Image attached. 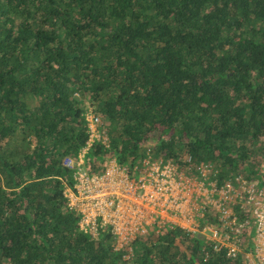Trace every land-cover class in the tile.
<instances>
[{"label": "trees", "instance_id": "1", "mask_svg": "<svg viewBox=\"0 0 264 264\" xmlns=\"http://www.w3.org/2000/svg\"><path fill=\"white\" fill-rule=\"evenodd\" d=\"M89 109L110 141L94 172L264 173V0H0V264H243L179 227L137 237L129 260L78 231L63 161Z\"/></svg>", "mask_w": 264, "mask_h": 264}, {"label": "built area", "instance_id": "2", "mask_svg": "<svg viewBox=\"0 0 264 264\" xmlns=\"http://www.w3.org/2000/svg\"><path fill=\"white\" fill-rule=\"evenodd\" d=\"M85 121L83 147L63 161L73 173V186L66 185L63 196L78 216L80 233L91 238L109 234L113 251L129 260L137 237H158L179 227L205 238L210 249L205 258L223 253L228 260L240 256L243 264H264V173L230 175L219 186L211 165L196 168L195 176L173 160L152 158L131 170L108 158L103 170L94 172L87 168L89 155L96 145L109 149L110 141L106 123L91 109ZM206 214L215 222H205Z\"/></svg>", "mask_w": 264, "mask_h": 264}, {"label": "rangeland", "instance_id": "3", "mask_svg": "<svg viewBox=\"0 0 264 264\" xmlns=\"http://www.w3.org/2000/svg\"><path fill=\"white\" fill-rule=\"evenodd\" d=\"M139 177H140V175L138 173H134V178L135 179H138ZM250 245H251V248H252V242L250 243Z\"/></svg>", "mask_w": 264, "mask_h": 264}]
</instances>
